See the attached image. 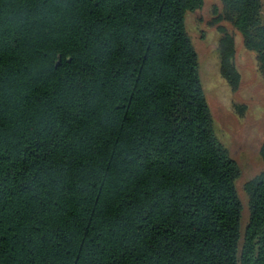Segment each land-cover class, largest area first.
Listing matches in <instances>:
<instances>
[{
	"label": "trees",
	"instance_id": "16d2710c",
	"mask_svg": "<svg viewBox=\"0 0 264 264\" xmlns=\"http://www.w3.org/2000/svg\"><path fill=\"white\" fill-rule=\"evenodd\" d=\"M222 1L264 81L261 0ZM202 5L0 0V264H264V167L241 232L185 31Z\"/></svg>",
	"mask_w": 264,
	"mask_h": 264
},
{
	"label": "rangeland",
	"instance_id": "374dc122",
	"mask_svg": "<svg viewBox=\"0 0 264 264\" xmlns=\"http://www.w3.org/2000/svg\"><path fill=\"white\" fill-rule=\"evenodd\" d=\"M261 3L264 8V0ZM184 25L214 134L238 166L235 190L242 232L249 214L245 185L264 167L259 154L264 142V81L256 54L245 48L222 0H203L199 10L185 13Z\"/></svg>",
	"mask_w": 264,
	"mask_h": 264
}]
</instances>
